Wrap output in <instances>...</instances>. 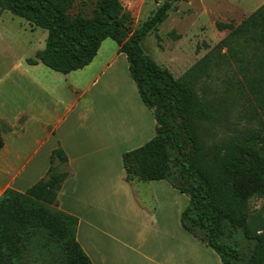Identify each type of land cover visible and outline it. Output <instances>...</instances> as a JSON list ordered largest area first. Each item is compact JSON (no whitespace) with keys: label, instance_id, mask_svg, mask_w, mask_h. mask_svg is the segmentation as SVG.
Segmentation results:
<instances>
[{"label":"trees","instance_id":"trees-1","mask_svg":"<svg viewBox=\"0 0 264 264\" xmlns=\"http://www.w3.org/2000/svg\"><path fill=\"white\" fill-rule=\"evenodd\" d=\"M170 1L132 32L119 0H99L92 18L68 14L75 0H0V11L47 31L44 49L27 63L60 74L89 65L105 39L116 42L156 121L154 137L122 155L125 181L165 180L188 196L180 225L213 249L221 264H264V230L248 227L250 199H264L263 148L255 138L231 140L216 144L209 155L195 124L217 117L213 101L198 94L195 82L211 58L174 79L141 48L143 38L167 18ZM216 27L228 31L214 50L215 65L231 72V102L248 103L249 118L264 125V3L238 24ZM9 130L0 122V150L2 132ZM49 164L46 177L25 192L6 189L0 195V264H92L76 240L78 219L58 208V191L70 176L62 148L52 150Z\"/></svg>","mask_w":264,"mask_h":264},{"label":"rangeland","instance_id":"rangeland-1","mask_svg":"<svg viewBox=\"0 0 264 264\" xmlns=\"http://www.w3.org/2000/svg\"><path fill=\"white\" fill-rule=\"evenodd\" d=\"M119 1L130 15L128 27L129 32H132L168 0ZM98 2L75 0L68 14L92 18ZM169 3L167 18L141 41L143 52L174 79L182 78L205 57H210V68L207 72L199 73L195 85L201 97L213 101L217 119L195 124L199 141L210 155L211 149L218 143L255 138L258 146L263 148L264 155V125L249 118L251 107L248 103L243 104L239 100L237 103L231 102L229 91L233 90L227 81L231 72L223 68L225 64L219 67L215 65L217 51L214 50L228 34L227 30H218L216 24L240 23L264 0H173ZM46 37V30L8 11H0V112L28 110L29 107L37 112L46 109L51 112L47 116L52 121L51 127L62 124L63 128V123L71 118L72 121L76 120L83 109L88 111L80 118L85 122L90 121L93 116L91 104L93 101L96 104L101 102L104 92H107L105 102L111 106L114 103L109 98L111 90L116 92L115 99L120 102L127 95V86L134 87L124 54H119L118 45L109 38L101 43L96 56L84 70L60 74L42 64H28L27 59L34 58L37 51L44 49ZM224 53L225 48L220 50V54ZM107 65L110 67L104 71ZM70 104L72 108L67 112ZM110 116L111 120H115L117 115L111 111ZM137 183H131L136 193L134 199L140 203V207L144 205L143 208H147L149 214H155L157 223L153 224L149 220L148 230L144 232L142 228L139 229L141 235L138 246L150 258L140 256L141 264H152L147 262L149 260H154L156 264H181L180 261L166 262V223L173 230L181 228L180 215L189 203L188 196L176 192L178 194L175 195L181 198L166 197V222L158 228V223L162 222V209L153 210L156 205ZM166 185L170 184L166 181ZM249 213V229L264 230V199H250ZM151 245L154 253L150 250L147 252V247Z\"/></svg>","mask_w":264,"mask_h":264},{"label":"crops","instance_id":"crops-1","mask_svg":"<svg viewBox=\"0 0 264 264\" xmlns=\"http://www.w3.org/2000/svg\"><path fill=\"white\" fill-rule=\"evenodd\" d=\"M109 67L107 65L104 71ZM106 93L98 104L92 102L90 121L80 118L88 111L83 109L76 120L71 118L63 123V128L62 124L51 127L52 121L47 119L51 112L46 109L37 112L29 107L28 110L0 112V122L10 127L9 131L2 132L0 195L6 189L25 192L44 179L50 154L60 147L67 156L70 176L58 191V208L78 219L76 240L84 253L92 264H141L140 256L150 258L138 246L139 229L148 230L149 220L156 223V216L134 199L132 182L125 181L122 155L151 140L156 121L152 111L141 101L136 85L127 86V95L120 102L115 99L116 92L111 90L109 98L114 100L111 106L105 102ZM71 108L72 104L67 112ZM111 111L117 115L115 120L110 118ZM137 182L156 205L153 210L162 209L158 228L162 227L166 222V197L181 198L175 194L183 193L166 185L165 180ZM166 226L167 263L221 264L213 249L181 225L179 230L171 229L168 223ZM149 250L155 252L152 245L147 247V252ZM147 262L156 264L154 260Z\"/></svg>","mask_w":264,"mask_h":264}]
</instances>
